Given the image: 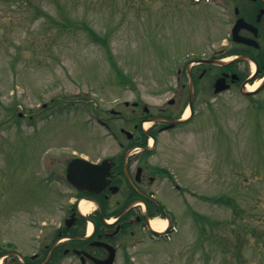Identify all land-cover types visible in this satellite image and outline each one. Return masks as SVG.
<instances>
[{"label":"rangeland","instance_id":"obj_1","mask_svg":"<svg viewBox=\"0 0 264 264\" xmlns=\"http://www.w3.org/2000/svg\"><path fill=\"white\" fill-rule=\"evenodd\" d=\"M229 26L210 1L0 0V236L28 251L29 225L68 203L49 160L114 154L111 133L131 127L111 111L166 103L187 63L226 57ZM217 73L195 77L194 118L158 136L161 166L192 197L161 193L176 234L139 264H264V87L215 95Z\"/></svg>","mask_w":264,"mask_h":264},{"label":"flooded vegetation","instance_id":"obj_2","mask_svg":"<svg viewBox=\"0 0 264 264\" xmlns=\"http://www.w3.org/2000/svg\"><path fill=\"white\" fill-rule=\"evenodd\" d=\"M214 3L226 23L231 25L226 52L231 51L234 53L231 56L245 59L223 68L212 63L194 64L198 66L195 71L197 77L203 73L202 78L216 69L218 73L212 86L223 74H235L238 79L232 84L238 83L240 86L250 77L248 73L252 68L256 71L254 79L257 72L264 71V0H214ZM240 20L249 26L242 24L237 35L252 40V44L232 40L231 30ZM214 59L211 57L208 61ZM246 73L248 75L242 78ZM230 79L227 77L226 83ZM173 88L170 99L156 107L142 106L139 101L131 104L123 102L124 107L130 110L125 115L114 113L126 126L131 127V131L120 128V139L123 141L115 144L116 152L91 161L99 164L107 160L108 174L99 192L88 193L69 184L66 193L68 203L66 207H60L59 218L50 223L35 222L29 225L30 231L35 230L36 234L34 239L32 234L28 239V251L18 249L14 240L6 241L0 236V264H97L99 261L105 264H139L135 252L145 253L151 243L167 242L176 219L173 209L161 197V193L169 187L183 201L188 195L192 197L191 192L187 193L173 182L168 169L162 167L156 157L158 136L182 127L194 115L192 106L188 122L172 124L183 117L190 98L187 80L174 81ZM197 92V85L193 81V99ZM100 123L109 129L104 119ZM147 124L150 125L145 129ZM113 137L118 139L115 134ZM75 158L83 157L72 156L61 169L56 166L59 159L51 158L49 177L54 179L56 175H61L65 178L68 166ZM82 201L91 205L88 213L79 210ZM157 218L171 220L162 235H158V231L150 226V222Z\"/></svg>","mask_w":264,"mask_h":264},{"label":"water","instance_id":"obj_3","mask_svg":"<svg viewBox=\"0 0 264 264\" xmlns=\"http://www.w3.org/2000/svg\"><path fill=\"white\" fill-rule=\"evenodd\" d=\"M240 25V22H238ZM239 25L233 30V39L236 41H241L240 39H235ZM242 26V25H241ZM246 42V40H245ZM250 42V41H247ZM207 62V61H200ZM214 64L223 66L225 63L221 61H214ZM225 84L224 78H218L214 84V93L222 92L228 89V85ZM192 83H190V89L192 88ZM264 86V79L261 82L259 88L255 91L258 92ZM242 93L245 95H250L252 92H246L242 90ZM190 110L192 105V94L190 97ZM73 172V173H72ZM108 174L107 161L104 160L100 164H92L83 159H75L68 166L67 179L72 183L76 188L81 191L86 192H98V189L101 188L105 183V176ZM97 264H105V262L99 261ZM111 264V263H110Z\"/></svg>","mask_w":264,"mask_h":264},{"label":"bare ground","instance_id":"obj_4","mask_svg":"<svg viewBox=\"0 0 264 264\" xmlns=\"http://www.w3.org/2000/svg\"><path fill=\"white\" fill-rule=\"evenodd\" d=\"M257 85H258V82H255L251 86L247 87V89L253 90L257 87ZM187 115H188V111H185L184 117H187ZM79 210L82 213H88L91 210V205L89 203L82 201L79 204ZM165 225L166 223L162 220L160 222H156V221L150 222L151 228L154 229L155 231H162L165 228Z\"/></svg>","mask_w":264,"mask_h":264},{"label":"trees","instance_id":"obj_5","mask_svg":"<svg viewBox=\"0 0 264 264\" xmlns=\"http://www.w3.org/2000/svg\"><path fill=\"white\" fill-rule=\"evenodd\" d=\"M88 31H89V33H91L93 36H94V38H95V34L90 30V29H87ZM200 215H195V218H196V220H197V222L198 223H201L202 222V219H201V217H199Z\"/></svg>","mask_w":264,"mask_h":264}]
</instances>
